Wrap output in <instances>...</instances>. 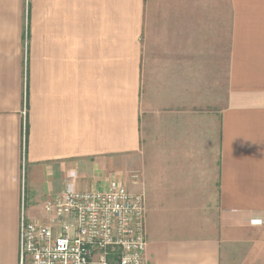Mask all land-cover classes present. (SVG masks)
<instances>
[{"label":"crops","instance_id":"0c3cea01","mask_svg":"<svg viewBox=\"0 0 264 264\" xmlns=\"http://www.w3.org/2000/svg\"><path fill=\"white\" fill-rule=\"evenodd\" d=\"M71 171L146 264H264V0H0V264Z\"/></svg>","mask_w":264,"mask_h":264},{"label":"built area","instance_id":"2783aa9c","mask_svg":"<svg viewBox=\"0 0 264 264\" xmlns=\"http://www.w3.org/2000/svg\"><path fill=\"white\" fill-rule=\"evenodd\" d=\"M75 178L71 171L43 202L46 222L29 219L22 205L18 264H146L141 195L117 180L78 189Z\"/></svg>","mask_w":264,"mask_h":264},{"label":"rangeland","instance_id":"374dc122","mask_svg":"<svg viewBox=\"0 0 264 264\" xmlns=\"http://www.w3.org/2000/svg\"><path fill=\"white\" fill-rule=\"evenodd\" d=\"M40 206H43V203L42 202L40 203Z\"/></svg>","mask_w":264,"mask_h":264}]
</instances>
